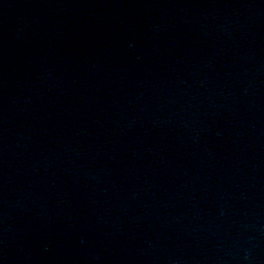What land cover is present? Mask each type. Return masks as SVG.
I'll return each instance as SVG.
<instances>
[{
    "label": "water",
    "instance_id": "water-1",
    "mask_svg": "<svg viewBox=\"0 0 264 264\" xmlns=\"http://www.w3.org/2000/svg\"><path fill=\"white\" fill-rule=\"evenodd\" d=\"M138 264H264V0H157Z\"/></svg>",
    "mask_w": 264,
    "mask_h": 264
}]
</instances>
